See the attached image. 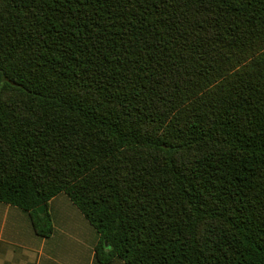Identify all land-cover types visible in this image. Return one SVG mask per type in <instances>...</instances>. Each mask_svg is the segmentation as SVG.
Segmentation results:
<instances>
[{"label": "trees", "instance_id": "trees-1", "mask_svg": "<svg viewBox=\"0 0 264 264\" xmlns=\"http://www.w3.org/2000/svg\"><path fill=\"white\" fill-rule=\"evenodd\" d=\"M60 193L102 264H264V0H0V201Z\"/></svg>", "mask_w": 264, "mask_h": 264}, {"label": "crops", "instance_id": "crops-1", "mask_svg": "<svg viewBox=\"0 0 264 264\" xmlns=\"http://www.w3.org/2000/svg\"><path fill=\"white\" fill-rule=\"evenodd\" d=\"M46 209L54 226L50 237L36 233L27 211L0 201V264H102L96 258L101 235L67 194Z\"/></svg>", "mask_w": 264, "mask_h": 264}, {"label": "water", "instance_id": "water-1", "mask_svg": "<svg viewBox=\"0 0 264 264\" xmlns=\"http://www.w3.org/2000/svg\"><path fill=\"white\" fill-rule=\"evenodd\" d=\"M45 211H46V206H45V205H42V206H40V207L38 208V212H39L40 214H44Z\"/></svg>", "mask_w": 264, "mask_h": 264}]
</instances>
